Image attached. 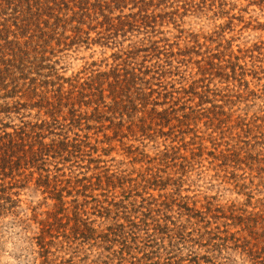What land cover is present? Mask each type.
I'll return each instance as SVG.
<instances>
[{
  "label": "rangeland",
  "instance_id": "rangeland-1",
  "mask_svg": "<svg viewBox=\"0 0 264 264\" xmlns=\"http://www.w3.org/2000/svg\"><path fill=\"white\" fill-rule=\"evenodd\" d=\"M5 4L38 96L0 131L55 152L0 188V264H264V0Z\"/></svg>",
  "mask_w": 264,
  "mask_h": 264
},
{
  "label": "trees",
  "instance_id": "trees-1",
  "mask_svg": "<svg viewBox=\"0 0 264 264\" xmlns=\"http://www.w3.org/2000/svg\"><path fill=\"white\" fill-rule=\"evenodd\" d=\"M8 0H0V9L3 8V5ZM13 3L15 0H11ZM28 4V2H25ZM59 20V18H56ZM76 32H79L76 30ZM8 34V33H7ZM15 38V37H14ZM7 37H3V31H0V100H11L18 97V94H27L28 99L32 100L34 96L37 95V87L34 89H30L28 87L25 90L26 80L28 79L25 72L27 67L19 64L17 59L21 55H25L24 52H19L17 48V44L15 41H7ZM2 42V43H1ZM9 52V53H7ZM29 86L33 84L30 80ZM11 88L10 90H8ZM59 88V87H58ZM58 94L54 95L52 99L56 101V105L60 106L61 101L64 99L63 93L59 88L56 90ZM62 93V94H61ZM47 92L40 93L41 101H43L44 95ZM46 107L49 108V113L51 112V117H54V113L52 110L54 104L46 102ZM22 107L19 101L14 102L12 108L8 107V103L5 104V107L0 111L3 114H9L11 109H15L16 107ZM38 106L37 104L34 105ZM18 108L16 109V111ZM46 126L45 131H47L50 127L48 124L42 122V125L38 128L34 126L30 131L26 130H16L12 133H7L5 131H0V188L4 187L5 180L10 179V181H15V183H21L22 181L16 180V178H21L25 176V172L29 169H35L38 172V176L41 178L45 177V181L48 182L49 175L42 176V173H48V170H44L43 167V156L49 154L54 151V144L46 145L42 142V128ZM36 128V129H34ZM39 130V132H37ZM40 162V163H39ZM24 179V178H23ZM26 179V177H25ZM7 185H10L7 183ZM15 185L11 184V187H15ZM10 187V188H11ZM9 189L3 188L4 191ZM55 191V189H53ZM5 193V192H3ZM2 200L5 202H12L10 197H5ZM56 200L63 205L61 195H57Z\"/></svg>",
  "mask_w": 264,
  "mask_h": 264
}]
</instances>
